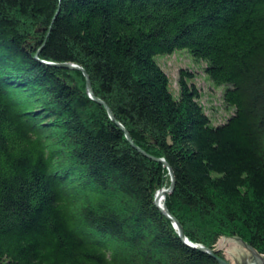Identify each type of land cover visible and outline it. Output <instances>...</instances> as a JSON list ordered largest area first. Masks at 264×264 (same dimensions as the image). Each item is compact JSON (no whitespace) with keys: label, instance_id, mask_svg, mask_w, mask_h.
Returning <instances> with one entry per match:
<instances>
[{"label":"trees","instance_id":"16d2710c","mask_svg":"<svg viewBox=\"0 0 264 264\" xmlns=\"http://www.w3.org/2000/svg\"><path fill=\"white\" fill-rule=\"evenodd\" d=\"M222 85L214 123L179 70ZM47 62H74L79 69ZM241 237L264 255V0H0V264H220ZM226 259V258H225Z\"/></svg>","mask_w":264,"mask_h":264},{"label":"rangeland","instance_id":"374dc122","mask_svg":"<svg viewBox=\"0 0 264 264\" xmlns=\"http://www.w3.org/2000/svg\"><path fill=\"white\" fill-rule=\"evenodd\" d=\"M159 64L165 70L169 87L174 96L179 95L178 76L181 68H186L193 74L188 78V83H193L200 92L199 101L203 104L206 113L214 123L223 121L231 113V107L222 101V85H215L206 77L203 70L204 63L195 61L186 50L175 49L169 54H159L156 56ZM217 247L222 250L225 258L231 262L248 257L249 253L234 238L222 237L217 243Z\"/></svg>","mask_w":264,"mask_h":264},{"label":"water","instance_id":"95a60500","mask_svg":"<svg viewBox=\"0 0 264 264\" xmlns=\"http://www.w3.org/2000/svg\"><path fill=\"white\" fill-rule=\"evenodd\" d=\"M59 67H66V68H71V69H79L83 72L84 76H85V84H86V91L88 93V95L95 99L97 102L101 103L104 105V107L106 108L109 116L114 119L113 114L109 108V106L103 101L101 100L99 97L95 96V94L93 93L92 87H91V83L89 80V76L87 74V72L85 71V69L81 66L78 65L77 63L74 62H47ZM123 131L125 132V136L126 138L133 144L130 135L128 134L127 130H125V128H123V126H121ZM134 145V144H133ZM139 151H141L144 155L158 160L160 161L168 170L169 176H170V183L169 185L164 189V195H166V193L170 192L173 187H174V182H175V177H174V173L173 170L171 168V166L169 165V163L163 158V157H157V156H153L150 155L149 153L145 152L144 150H142L141 148L137 147L136 145H134ZM159 191V190H157ZM156 191V192H157ZM156 195V193H155ZM154 202L155 204L159 207V209L172 221L173 226L176 228L178 235L180 236V238L189 246L191 247H197L199 250L201 251H205L207 253H209L210 255H212L220 264H264V255L260 254L259 252H257L255 250V248H253L250 244H248L246 241H244L241 237L235 236L232 237L234 238L241 246H243V248L249 253L248 257H242L240 260H236L235 262H231L221 256L216 255L211 249H209L208 247L202 245V244H197V243H193L191 241H189L187 239V237L185 236L183 229L181 227V224L179 223V221L169 212V210L166 207L165 202H163V205L160 206L156 203L155 201V197H154Z\"/></svg>","mask_w":264,"mask_h":264},{"label":"bare ground","instance_id":"6f19581e","mask_svg":"<svg viewBox=\"0 0 264 264\" xmlns=\"http://www.w3.org/2000/svg\"><path fill=\"white\" fill-rule=\"evenodd\" d=\"M165 188H166V186H163L162 188L158 189L159 191H157L156 195H155V201L160 206L163 205V202H164V199H165V195H164V189Z\"/></svg>","mask_w":264,"mask_h":264}]
</instances>
